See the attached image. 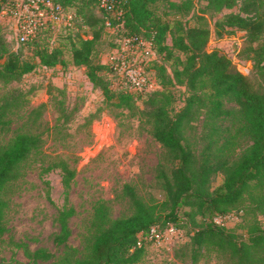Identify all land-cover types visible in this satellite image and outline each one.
Returning <instances> with one entry per match:
<instances>
[{
  "label": "trees",
  "instance_id": "obj_1",
  "mask_svg": "<svg viewBox=\"0 0 264 264\" xmlns=\"http://www.w3.org/2000/svg\"><path fill=\"white\" fill-rule=\"evenodd\" d=\"M59 1L75 13L72 26L57 30L47 27L35 38L19 41L16 48H9L0 33V79L18 80L40 65L84 66L88 78L101 89L104 101L143 117L150 133L161 143L164 160L156 176L165 196L159 201L146 200L134 185L125 183L123 192L130 199L132 213L112 219L106 202H97L93 219L97 233L90 255L44 264H134L144 255L148 243L139 244V240L152 226L165 229L173 224L185 232L187 221L192 224L189 244L194 260L203 248L210 247L227 252L232 264H264L262 226L250 228L244 239L210 218L230 213L232 206L251 193L252 186L264 185V0H165L174 12L171 19L156 9L162 0H115L120 15L108 13L97 0ZM234 6L238 9L223 12ZM207 12L221 14L214 24L219 37L242 32L244 41L237 54L252 60L250 68L241 67L223 48L208 46L213 32ZM187 15L189 18L184 19ZM107 16L114 27L110 36ZM168 34L171 43L167 42ZM127 36L151 42L157 56L149 67L160 87L137 91L126 79L123 84L114 82L118 71L101 59L99 44L107 40L109 48L120 46L119 41ZM67 52L70 58L65 56ZM49 89L51 92L53 86ZM140 99H145L144 107L137 104ZM226 101L237 106L228 107ZM25 102L22 91L0 99V137L13 131L6 142L0 139V234L6 231L8 202L4 189L17 177L20 164L44 142L42 132L27 127V122L15 130L11 127V115ZM44 106L41 103L30 110L31 124L40 119ZM230 115L240 119L238 131L250 140L234 154L230 144L235 134L220 122ZM200 118L204 127L199 145L191 130ZM55 167L60 169L62 184L68 190L75 168L65 159L55 160L48 169ZM218 172L224 179L213 188L212 180ZM255 208L264 215V195ZM74 213L73 206L59 209L57 243L65 244L69 239V218ZM31 256L48 259L51 253L37 249Z\"/></svg>",
  "mask_w": 264,
  "mask_h": 264
},
{
  "label": "rangeland",
  "instance_id": "obj_2",
  "mask_svg": "<svg viewBox=\"0 0 264 264\" xmlns=\"http://www.w3.org/2000/svg\"><path fill=\"white\" fill-rule=\"evenodd\" d=\"M156 9L167 19L174 17L165 0L158 1ZM237 9L238 6H234L225 8L223 12ZM205 15L213 32L208 46L223 48L241 67L250 68L252 60L242 59L237 54L244 41L242 32L219 37L214 24L221 14L207 12ZM187 18L189 15L184 16ZM108 31V36L114 32L113 28ZM0 33L9 48L18 47V34L2 17ZM119 42L120 46L112 48H109L107 40L99 44L101 59L112 63L124 55L128 65L126 74L130 78L140 80L145 77L149 89L160 87L154 70L149 67L151 59L157 56L155 51L147 44L137 47L124 44L122 40ZM167 42L171 43L169 34ZM65 56L70 58L68 52ZM166 63L171 69L170 63ZM117 73L118 78L114 82L123 84L125 78ZM50 85L53 86L51 92ZM19 91L27 97V102L11 115V127L15 130L27 122V127L42 132L44 142L38 151L20 164L17 177L4 189L8 205L4 218L6 231L0 234V264H44L89 256L97 233L93 225L97 202H106L112 219L132 213L130 199L123 192L125 183L134 185L146 200L164 198L165 191L156 176L157 167L164 160L161 143L150 133V126L143 117L128 108L108 105L101 89L88 78L84 66L40 65L18 80L0 79V99ZM144 100H138L137 104L144 107ZM41 103H45L42 115L31 124L28 113ZM226 106L234 108L237 105L226 101ZM220 122L229 128L228 132L235 134L230 144L233 154L250 143L238 131L242 125L238 117L230 115ZM194 124L191 132L197 136V144L200 145L204 127L202 118ZM12 134L13 131L2 133L1 142H6ZM59 159H65L76 170L68 190L62 184L60 169H48ZM223 179L222 172L215 174L212 187L222 184ZM263 195L264 185L252 186L251 193L230 208V217L210 218H216L226 228L238 233L239 238L246 239L253 226L264 228V215L255 208ZM65 206L75 208V213L69 218L72 233L65 244H59L55 241L60 232L57 215ZM186 224L183 240L177 241L172 236L160 246L148 242L144 255L134 264H232L227 252L210 247L203 248L198 259L194 260L189 244L192 224L188 221ZM37 249L50 252L51 257L36 259L31 256Z\"/></svg>",
  "mask_w": 264,
  "mask_h": 264
},
{
  "label": "built area",
  "instance_id": "obj_3",
  "mask_svg": "<svg viewBox=\"0 0 264 264\" xmlns=\"http://www.w3.org/2000/svg\"><path fill=\"white\" fill-rule=\"evenodd\" d=\"M97 1L108 13L121 14V11H116L115 0ZM0 17L4 18L7 24H11V28L18 34L20 41H27L35 38L47 27L62 29L72 26L75 13L67 10L59 0H0ZM106 26L109 29L114 28L109 16L106 19ZM122 41L124 44L137 47L141 44H147L153 49L150 41L136 36L124 37ZM112 64L129 83L131 82V89L142 91L150 88L145 77L136 80V78L132 79L126 74L128 65L124 55L118 57ZM231 215L232 213H227L224 218ZM172 236H175L177 241H181L185 238V232L173 224H169L165 229H160L154 225L146 236H141L139 244L146 241L160 246L164 244L166 238L170 239Z\"/></svg>",
  "mask_w": 264,
  "mask_h": 264
}]
</instances>
